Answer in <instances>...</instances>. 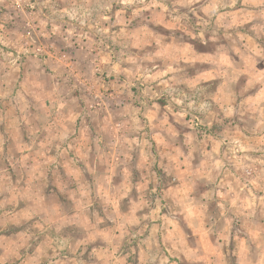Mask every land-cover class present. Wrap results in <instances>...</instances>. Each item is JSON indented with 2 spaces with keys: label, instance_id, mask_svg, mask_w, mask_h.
<instances>
[{
  "label": "clouds",
  "instance_id": "1",
  "mask_svg": "<svg viewBox=\"0 0 264 264\" xmlns=\"http://www.w3.org/2000/svg\"><path fill=\"white\" fill-rule=\"evenodd\" d=\"M0 264H264V0H0Z\"/></svg>",
  "mask_w": 264,
  "mask_h": 264
}]
</instances>
